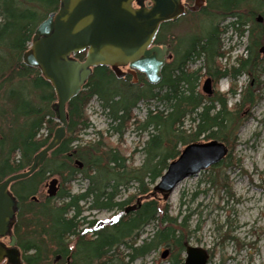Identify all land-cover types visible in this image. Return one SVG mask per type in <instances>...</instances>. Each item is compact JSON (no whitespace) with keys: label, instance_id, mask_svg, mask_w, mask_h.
Segmentation results:
<instances>
[{"label":"trees","instance_id":"obj_1","mask_svg":"<svg viewBox=\"0 0 264 264\" xmlns=\"http://www.w3.org/2000/svg\"><path fill=\"white\" fill-rule=\"evenodd\" d=\"M59 2L0 0V181L27 169L58 126L52 110L55 92L38 68L23 63L22 53L37 25L58 9ZM259 15L262 24L257 21ZM190 16L202 19L200 30L177 36L176 45L170 39L173 57L157 85L149 84L142 73L135 84L129 78H116L107 66L93 68L79 93L67 103L62 142L32 175L11 184V193L20 203L12 234L23 264H135L162 247L168 249L167 264L183 263L185 247L199 225L190 227L193 212L172 214L168 198L153 196L152 186L168 162L178 156L180 146L216 139L229 151L204 172L200 183L208 185L205 191L227 193V169L238 165L230 159V150L236 144L242 114L259 101L258 76L264 65L256 59L264 46V0H205ZM221 20H228L227 28H233L237 36L246 35L247 57L238 56L228 68L219 62L224 50L216 22ZM161 36L159 30L154 43L163 44ZM84 55L74 56L82 59ZM197 60L199 66L190 68ZM215 71L227 73L230 86L206 101L198 88L200 77ZM242 73L249 74L248 83L237 93L234 85ZM236 94L238 99L229 108L228 99ZM94 97L107 126L95 132L93 141L81 142V134L91 126L87 106ZM140 101L147 105L143 118L134 112ZM133 126L147 133L140 145L144 157L138 165L132 160L138 148L127 156L118 146ZM111 136L118 143H112ZM77 178L86 186L72 192L70 184ZM51 181L56 184L52 197L44 192ZM129 188L133 190L122 197V191ZM96 210L111 214L98 219L91 214ZM151 224L152 233L142 237Z\"/></svg>","mask_w":264,"mask_h":264},{"label":"water","instance_id":"obj_2","mask_svg":"<svg viewBox=\"0 0 264 264\" xmlns=\"http://www.w3.org/2000/svg\"><path fill=\"white\" fill-rule=\"evenodd\" d=\"M148 1L150 3L146 4ZM182 1L60 0L58 9L37 25L29 47L22 53V61L38 68L51 84L56 95L52 108L58 126L48 143L34 154L27 169L0 181V239L10 237L8 246L0 242V262L23 264L11 234L20 203L12 195L10 186L38 170L49 153L62 142L66 135L67 103L79 93L97 66H108L121 77L120 67L127 65L133 75L140 71L150 83H158L166 46L153 44V41L161 23L175 20L187 10L197 11L204 2L194 0L192 5L185 7ZM261 19L259 15L257 21ZM78 52H85L81 60L74 56ZM209 88L205 81L203 91L209 92ZM227 150V146L216 139L184 145L153 186L152 195L160 193L166 199L179 182L220 162ZM75 162L81 166L79 160ZM50 185H54V181ZM54 194L55 187L47 190L48 196ZM167 254L168 250L164 249L161 257ZM207 260L208 253L204 248L186 245L183 264H207Z\"/></svg>","mask_w":264,"mask_h":264},{"label":"rangeland","instance_id":"obj_3","mask_svg":"<svg viewBox=\"0 0 264 264\" xmlns=\"http://www.w3.org/2000/svg\"><path fill=\"white\" fill-rule=\"evenodd\" d=\"M227 21L221 22L223 24ZM175 22L178 23L174 25L172 32L177 31L175 35L180 37L187 30L198 32L200 30L198 22H202V19L188 15ZM221 41L222 49L227 50V54L219 62L228 68L235 64L238 56H244L245 39L236 36L233 28H227ZM171 44L173 45L172 42ZM199 64L200 62L196 61L190 65V68H196ZM258 77L259 87H261L259 101L249 108L248 112H243L236 144L230 150V159L237 161L238 165L234 164L227 169L229 176L227 193L223 191L216 193L213 189L205 191L208 185L200 183L205 177L204 172L207 171L205 169L179 182L168 198L172 214H176L178 210H181V215L193 212L189 221L190 227L195 228L199 225V228L195 231L190 244L210 250L212 255L208 264H264V73ZM200 80L202 82L203 78ZM247 83L248 77L244 75L239 77L234 85L236 92L243 90ZM229 86V79L225 77L220 81L218 91L224 92ZM237 99L238 95L228 99L229 108H232ZM146 106L145 102H138L134 110L138 118L144 117ZM87 113L91 126L81 134V142L93 141L96 139L95 132L104 130L107 126L105 114L95 97L88 104ZM188 124L186 123L187 127ZM146 134L140 133L133 126L126 131L121 139L122 142L118 144L120 150L127 156L133 148H138L132 157L136 165L140 164L144 157L140 145ZM110 141L114 144L118 143L115 136H111ZM182 147L180 146L179 149ZM85 186V183L77 178L70 184V189L72 192H79ZM132 190V188L123 190L122 197ZM44 192H42L43 195ZM91 214L95 218L104 219L111 212L96 210ZM153 229V224L148 225L142 237L151 234ZM162 250L163 247L135 264L143 263L142 261L167 264L165 259L159 257Z\"/></svg>","mask_w":264,"mask_h":264},{"label":"flooded vegetation","instance_id":"obj_4","mask_svg":"<svg viewBox=\"0 0 264 264\" xmlns=\"http://www.w3.org/2000/svg\"><path fill=\"white\" fill-rule=\"evenodd\" d=\"M193 1L194 0H192V1H189V0H184V5L186 6V7H188V6H190V5H192L193 4ZM204 4H205V0H204ZM199 11V10H198ZM198 11H196V12H198ZM190 13H193V12H190V11H187L186 13H185V16H188V15H190ZM177 21V20H176ZM222 21V20H221ZM216 22V24L218 25V32H220V35H219V37H220V39H222V36H223V34L227 31V22H224L223 24H222V22ZM178 22H175V21H170V22H164V23H162L161 25H160V30L161 31H165L166 29V31L163 33L162 32V36H163V38H165L164 40H165V42L163 43V45L164 46H166V48H167V50H166V54H165V62H164V65H163V67H162V70L164 69V67H165V64H166V61L167 60H169L170 58H172L173 57V52H172V49L170 48L172 45H171V43H170V41H168V39L170 40V39H172V41L173 42H175V45L176 44H178V42H176L175 41V39H176V37H177V35H175V32H177V31H175V32H172V30H174L173 28L175 27L174 25L175 24H177ZM199 23V22H198ZM259 23H263L262 22V19L259 21ZM220 24H222L221 26H220ZM168 26H170V27H168ZM165 28V30H163ZM224 28V29H223ZM223 29V30H222ZM175 38V39H174ZM179 46L180 45H178V48H177V52L179 51ZM261 47H263V50H261V49H259V55H258V57H257V62L258 63H260L261 65H262V63H263V65H264V46H261ZM227 51V50H226ZM226 51H224V55L222 56V57H220V60L222 59V58H224V56L227 54V52ZM243 57H247V53H246V51H244V56ZM238 58H236V60H237ZM200 60V59H199ZM199 60H197V61H199ZM235 60V61H236ZM196 62V61H195ZM223 67H226L225 66V64H224V66ZM225 68H222V70H224ZM121 70H122V72H123V76L122 77H120V78H123V79H126V78H129L130 80H131V78H132V74H131V69H129L127 66H125V67H122L121 68ZM221 73V72H220ZM219 72H213V73H210V75L209 76H204L203 78H208V83H209V87H210V89H209V92L208 93H204V98H205V100L206 101H210L213 97H216L218 94H220L219 93V91H218V85H219V83H220V81L223 79V78H227V73L225 74V75H221ZM264 73V71L263 72H261V74L260 75H262ZM242 74H244V73H242ZM249 75V74H248ZM247 74H246V76H248ZM203 80H202V82H201V80H200V82H199V89L201 88V90H203ZM51 187V185H49V188ZM5 241V242H4ZM0 242L1 243H3L4 245H8L9 244V242H10V237H5V238H2V239H0ZM209 252V251H208ZM210 255V254H209ZM58 258V257H57ZM0 264H7V261L6 260H3Z\"/></svg>","mask_w":264,"mask_h":264},{"label":"bare ground","instance_id":"obj_5","mask_svg":"<svg viewBox=\"0 0 264 264\" xmlns=\"http://www.w3.org/2000/svg\"><path fill=\"white\" fill-rule=\"evenodd\" d=\"M52 110H53V108H52ZM53 112H54V110H53ZM66 112H67V109H66ZM54 117H55V120H56V114H55V112H54ZM68 117V116H67ZM57 121V120H56Z\"/></svg>","mask_w":264,"mask_h":264}]
</instances>
